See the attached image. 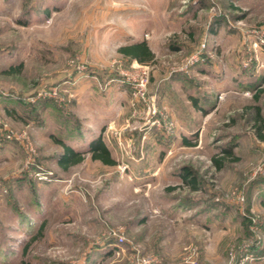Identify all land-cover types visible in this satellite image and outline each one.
Here are the masks:
<instances>
[{"label": "rangeland", "instance_id": "1", "mask_svg": "<svg viewBox=\"0 0 264 264\" xmlns=\"http://www.w3.org/2000/svg\"><path fill=\"white\" fill-rule=\"evenodd\" d=\"M106 2L0 0V264H264V89L245 83L264 74V0H143L171 21L146 26L162 40L145 66L103 53ZM137 69L152 117L122 81ZM108 71L125 110L93 130L114 165L81 149ZM58 139L82 159L61 167Z\"/></svg>", "mask_w": 264, "mask_h": 264}, {"label": "crops", "instance_id": "2", "mask_svg": "<svg viewBox=\"0 0 264 264\" xmlns=\"http://www.w3.org/2000/svg\"><path fill=\"white\" fill-rule=\"evenodd\" d=\"M165 1L166 0H164V2ZM142 2L143 0H107L105 4H100L97 6L98 13L100 14L95 16L97 20L94 23L99 24L96 25V27L99 29L98 32L103 28V30L100 31V33L98 34L99 36H102L105 39V43H107L106 47L108 46V49L105 50V52H103L105 55L106 53L108 55V52L114 53L117 56H120L121 59L128 61L131 65L133 63H137L139 65V63L135 59H132L128 56L119 53L118 48L123 45H129V44L145 41L155 56L156 54L155 45L158 42H161L160 40L162 39L157 37V33L147 32L145 28L146 26H151V23H149L150 21L151 22H154L156 20H158V22L162 21L161 23H157L156 27L158 26L163 27L167 23L171 22L169 19L170 15L168 14L169 6L163 5L164 3L158 7L149 6V11L146 12L145 9L141 7ZM155 12H157L156 13L157 15L155 14ZM105 57L106 56H104L103 58L105 59ZM108 73L109 74L107 75L108 77L107 79L110 80L111 82L110 84H112L108 88V92L112 94V98L110 100L111 102L108 103L107 107L106 105H103L104 106L103 107L102 105H100V103L99 105L96 104L94 107H90L94 109V113L92 112L93 117L90 118L91 120L89 121V126L92 127L91 129L92 132L89 129L86 137L84 138L85 141L87 142L88 141L90 142L92 139L100 135V133L99 134L95 133L93 128H96V126L101 127L103 124H106L107 122L112 120L114 116L121 115L122 112H124L125 110V102L123 97L126 94L124 92L125 89L119 87V85L115 83L117 82L114 76L116 75L115 72L108 71ZM97 74L94 73L92 75L98 76ZM252 76L255 77L258 76L259 79H252L245 83H247V85L249 86L252 85L251 84L252 81L255 82V84L258 83L260 85L259 87H261L259 92H261L264 89V74L258 75L257 73H254V75ZM89 81L90 79L83 80L77 85L78 87L75 90L76 102H74L76 106L81 105L80 104L82 102L81 97L82 94L85 93V90H87L89 96L90 94H92L91 93L92 89ZM241 81L243 82L244 79H241ZM257 99H254V101H256ZM107 100L109 101V98ZM255 106H253V109ZM252 122L254 123V117L252 119ZM253 123L252 126L254 127ZM81 149L86 150L87 147L83 146ZM74 150L82 152V150L79 149H74Z\"/></svg>", "mask_w": 264, "mask_h": 264}, {"label": "trees", "instance_id": "3", "mask_svg": "<svg viewBox=\"0 0 264 264\" xmlns=\"http://www.w3.org/2000/svg\"><path fill=\"white\" fill-rule=\"evenodd\" d=\"M118 52L122 55L135 59L139 64H149L155 59L153 52L150 50L145 41L120 46L118 48ZM254 99H257V94H254ZM254 109L255 116L253 125L258 132V136L263 139L264 136L260 132L262 130L263 120L260 116L259 108L255 106ZM56 142H58L62 146V153L58 157V164L64 169L72 164L79 162L82 159V153L84 152H89L91 158L100 160L104 164L114 165L116 163L115 160L111 158L110 152L105 145L101 135L92 139L84 152L74 150L71 146L65 144L60 139L56 140ZM214 162L218 167L221 165L216 159L214 160Z\"/></svg>", "mask_w": 264, "mask_h": 264}, {"label": "built area", "instance_id": "4", "mask_svg": "<svg viewBox=\"0 0 264 264\" xmlns=\"http://www.w3.org/2000/svg\"><path fill=\"white\" fill-rule=\"evenodd\" d=\"M201 47H204L203 43L201 44ZM198 56H200L199 52L190 55L188 61L185 64L186 65L184 69L185 71H187L188 65L194 64L198 61V58H199ZM141 65L145 66L146 64H139V66ZM144 66H142V68H144ZM75 68H76V72L81 76L83 74L82 72L84 71L85 66L77 64ZM121 72L123 74L121 75L123 77L122 81L130 85V91H131L130 93H131L132 98L135 99V101L143 102L146 107V114L149 115V117H152L156 109H155L154 99L151 97L148 98L146 95V87H147V81H148L147 71L145 69H137L134 72L125 71V70ZM54 90L55 89H53V93H54ZM162 122H163V127L166 131H169L172 129L171 121H165L163 119ZM150 123L159 124L158 119H151ZM111 233H112V236L115 238L117 245H120L124 242L125 239L121 232L111 231Z\"/></svg>", "mask_w": 264, "mask_h": 264}]
</instances>
